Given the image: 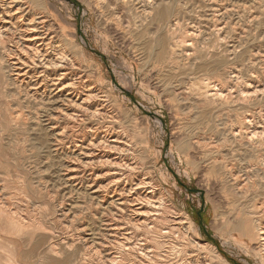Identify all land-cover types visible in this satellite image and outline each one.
I'll list each match as a JSON object with an SVG mask.
<instances>
[{
	"label": "rangeland",
	"instance_id": "1",
	"mask_svg": "<svg viewBox=\"0 0 264 264\" xmlns=\"http://www.w3.org/2000/svg\"><path fill=\"white\" fill-rule=\"evenodd\" d=\"M0 3V264H264V0Z\"/></svg>",
	"mask_w": 264,
	"mask_h": 264
},
{
	"label": "bare ground",
	"instance_id": "2",
	"mask_svg": "<svg viewBox=\"0 0 264 264\" xmlns=\"http://www.w3.org/2000/svg\"><path fill=\"white\" fill-rule=\"evenodd\" d=\"M1 2H2V0H0ZM114 2V1H113ZM99 3H101V2H99ZM105 3V2H104ZM107 4V3H106ZM112 4V3H111ZM159 4V3H158ZM3 5H4V3H0V20H2L3 21V19H4V17H6V15L9 13V10L7 9V7H3ZM170 6V5H169ZM17 8V7H16ZM15 8V9H16ZM19 10V9H18ZM18 10H15V12L13 13L14 14V16L16 15V14H19L18 15V17H19V20L21 21V20H23V17H22V14L20 13V12H18ZM166 13H167V8L166 7H164V8H162V9H160L158 12H156V14H155V17H154V21H159L161 18H163L164 16H166ZM169 13H170V11H169ZM11 14V13H10ZM9 14V15H10ZM24 14V13H23ZM146 14V13H145ZM123 15V14H122ZM169 15V14H168ZM12 18V16H8V19H11ZM15 18H17V17H15ZM19 22V21H18ZM36 22V21H35ZM22 23V22H21ZM16 24V23H15ZM15 24H13V25H15ZM28 24V23H27ZM20 25V24H19ZM43 25V24H42ZM24 26V25H23ZM22 26V27H23ZM26 26H28V25H26ZM148 26V25H147ZM21 27V28H22ZM20 28V29H21ZM18 29V28H17ZM153 29V28H152ZM39 29H37L36 28V25L35 24H33V21H32V19L29 21V26H28V28L27 29H24V31L21 33V35L19 34V37L21 38V39H19L18 41H21L22 42V44H23V48H24V50L23 51H25V55L24 56H26L25 57V60H26V62H31V63H35L36 61H34L35 60V56H37V55H39L40 54V52H42L43 50H41V47L42 46H45L46 45V43L44 42V36H42L40 33H39V31H38ZM22 31V30H21ZM162 31V30H161ZM135 32V31H134ZM151 32V31H150ZM154 32V31H153ZM136 33V32H135ZM134 33V34H135ZM160 32H158L157 34H159ZM161 36V35H160ZM165 36V35H164ZM133 37V36H132ZM166 37V36H165ZM150 38V37H149ZM151 41V40H150ZM20 42V43H21ZM157 43V46H158V48H159V46H161L162 47V44H163V42H162V40H157L156 41ZM15 43V42H14ZM151 43V42H150ZM17 44V43H16ZM50 44V43H49ZM151 44H153V43H151ZM155 45V44H154ZM20 46V45H19ZM154 47V46H153ZM56 48H57V46H56ZM60 49H61V47H59ZM155 48V47H154ZM167 48V47H166ZM58 49V48H57ZM144 49H149V47H148V44H146V42L143 44V50ZM63 50V49H62ZM140 50H141V48H140ZM161 50V49H160ZM153 51H155V50H153ZM164 51V50H163ZM51 53V52H50ZM160 53V52H159ZM17 54V53H16ZM20 54V53H19ZM48 54V53H47ZM55 54V53H54ZM46 56V55H45ZM45 56H43V57H45ZM51 56V55H50ZM16 57V56H15ZM49 57V56H48ZM156 58V60L158 59V56H156L155 57ZM20 59V58H19ZM24 59V58H23ZM153 59V58H152ZM21 60V59H20ZM162 60H164V59H162ZM17 61V60H16ZM42 61V60H41ZM165 61V60H164ZM199 61V60H198ZM208 61V60H207ZM66 62V61H65ZM200 62H202V61H200ZM209 62V61H208ZM218 62V61H217ZM216 62V63H217ZM15 63V62H14ZM24 63V62H23ZM168 63V62H167ZM199 62H196V64H198ZM211 63V62H210ZM214 63V62H213ZM212 63V64H213ZM41 64V63H40ZM39 64V65H40ZM43 64V72L45 73V76H53V77H55L54 78V80H55V85L57 84V82H59V81H61L62 79H64V78H66V73H64V69H62L63 68V66L61 65V64H58L57 62H48V61H46V62H43L42 63ZM201 64V63H200ZM203 64V63H202ZM14 65V64H13ZM23 65V64H22ZM28 65V64H27ZM38 65V64H37ZM199 65V64H198ZM20 66V65H19ZM23 66H26V64L25 65H23ZM22 66V67H23ZM34 66V65H33ZM195 66V65H194ZM218 66H219V64H218ZM18 67V66H17ZM41 67V68H42ZM211 67H212V65H211ZM217 68V67H216ZM16 69V68H15ZM35 69V68H34ZM57 69L59 70V71H61V73H56V71H57ZM196 69V68H195ZM208 69H210V68H208ZM30 70H32V69H30V67H28L23 73L24 74H28V73H30L31 71ZM159 70V69H158ZM182 70V69H181ZM204 70V69H203ZM19 71H21V70H19ZM58 71V72H59ZM179 71V73H181L180 72V70H178ZM197 71H199V70H197ZM209 71V70H208ZM18 72V71H17ZM37 72V71H36ZM170 72H173V71H171L170 70ZM170 72H168V73H170ZM175 72V71H174ZM35 73V72H34ZM67 73H69V72H67ZM17 74V73H16ZM22 74V73H21ZM39 74V73H38ZM159 74V73H158ZM184 74V73H183ZM20 75V74H19ZM41 75V74H40ZM165 75V74H164ZM170 75V74H169ZM174 75H176V74H174ZM178 75V74H177ZM179 75H181V74H179ZM168 76V75H167ZM38 77V76H37ZM42 77V76H41ZM69 77V76H68ZM43 78V77H42ZM165 78V77H164ZM164 78H163V80H164ZM178 78V77H177ZM50 79H51V77H50ZM166 79V78H165ZM176 79V78H175ZM170 80H172V82H173V78H171ZM169 80V81H170ZM71 81V80H70ZM175 81V80H174ZM178 81V80H177ZM45 82V81H44ZM165 82V81H164ZM166 82H167V80H166ZM54 83V82H53ZM208 83V82H207ZM47 84V83H46ZM52 85V84H51ZM81 85V84H80ZM83 86V85H82ZM213 86V85H212ZM75 86H73V84H72V82H66V83H62L61 85H60V87L58 88V91H63V90H65V91H70V93L71 94H74L75 96H78V94H77V92H76V87L74 88ZM77 87H78V85H77ZM92 87V86H91ZM205 87V86H204ZM55 89V88H54ZM78 89V88H77ZM219 89V88H218ZM83 90V89H82ZM90 90V89H89ZM89 90H87V92H89ZM79 91V90H78ZM84 91V90H83ZM93 91V90H92ZM82 92V91H81ZM207 93L206 94H208L209 96H211V95H215L216 93H217V91H215V89L214 88H211V90L210 89H207V91H206ZM84 93H85V91H84ZM67 94V93H66ZM71 96V95H70ZM216 98V97H215ZM69 99V98H68ZM82 99V98H81ZM91 99H92V94L91 93H89V94H87L86 95V97L85 98H83V100H81V102L80 103H75V107H81V108H83L84 110H88V108L89 107H91V106H93L92 104H91ZM94 100V99H93ZM70 101V100H69ZM85 104H86V107H85ZM73 107V106H72ZM97 108V107H96ZM100 108V107H99ZM74 109V108H73ZM93 110V109H92ZM77 111V110H76ZM96 111V110H95ZM89 112V111H88ZM92 112V111H91ZM87 113V112H86ZM68 114H70V113H68ZM83 114V113H82ZM78 115H79V113H78ZM86 115V114H85ZM76 116V115H75ZM79 116H81V115H79ZM75 118H77L78 119V117H75ZM73 119V118H72ZM81 119V118H80ZM93 119V118H92ZM92 127V126H91ZM97 129V128H96ZM104 130V129H103ZM105 131V130H104ZM106 131H107V128H106ZM93 132V131H92ZM95 133V132H94ZM103 134V133H102ZM59 135V134H58ZM115 136V135H114ZM105 139V138H104ZM113 139V138H112ZM114 139H117V138H114ZM111 140V139H110ZM91 141V140H90ZM108 141V140H107ZM113 141V140H112ZM112 141H111V143H112ZM106 143V142H105ZM102 144V143H101ZM113 144V143H112ZM104 145V144H103ZM108 145V144H107ZM107 145H105V146H107ZM114 146H115V143L113 144ZM78 146V145H77ZM114 148V147H113ZM128 161V160H127ZM140 191V190H139ZM225 201V200H224ZM224 205V207H225V204H223ZM241 205H243V204H241ZM247 205V204H246ZM9 208V207H8ZM6 211H7V209H6ZM249 213H250V211H244V214H247V215H249ZM251 213H256V210H253V211H251ZM223 215V214H222ZM230 217V216H229ZM232 217V216H231ZM234 217V216H233ZM235 221H237V220H235ZM191 222V221H190ZM189 222V226H191V223ZM225 225V227H227V229H228V231H229V239H231V240H233V241H236V242H238L236 239H235V237L233 236V235H235L234 234V232H236V231H238V232H242L244 235H247L248 236V234L250 233V235L251 234H255V235H257L258 236V238H259V241L262 239V240H264V230H263V228L260 226V224H259V227L257 228V227H255L254 226V223H253V220H250V218H247V217H245V218H242L240 221H238V222H234V223H232V224H230V223H225L224 224ZM154 226V225H153ZM192 227V226H191ZM249 235V236H250ZM201 244V243H200ZM261 245H262V243H261ZM200 247H201V249L202 250H204L205 252H207V253H211V254H214L218 259H220L221 260V258L219 257V254L217 253V252H215L213 249H214V246L212 245V244H210V243H208V242H204L203 244H201L200 245ZM216 249V248H215ZM187 264V263H186ZM198 264H199V262H198Z\"/></svg>",
	"mask_w": 264,
	"mask_h": 264
}]
</instances>
